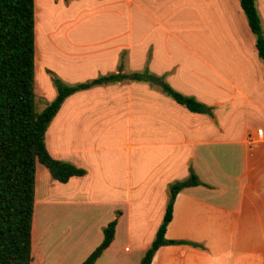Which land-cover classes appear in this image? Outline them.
Instances as JSON below:
<instances>
[{
	"label": "crops",
	"instance_id": "0c3cea01",
	"mask_svg": "<svg viewBox=\"0 0 264 264\" xmlns=\"http://www.w3.org/2000/svg\"><path fill=\"white\" fill-rule=\"evenodd\" d=\"M73 3L98 21L60 26L70 16L64 11L57 24L47 25L45 18L39 38L40 45L52 46L41 49L46 63L68 51L64 67L56 69L65 82L148 68L211 107L213 116L193 113L158 87L131 80L67 98L46 145L53 158L87 174L62 183L58 198L63 206H87L96 214L91 221L44 223L41 243L62 253L43 252L41 264L56 256L57 264H82L116 218L114 241L95 264H140L162 224L170 186L191 171L202 185L177 194L166 238L204 248L162 246L151 264H264V61L240 0ZM257 7L264 27V0ZM125 33L129 60L123 71ZM55 97L53 91L50 100ZM121 203L128 208L120 210ZM69 242L73 261L60 248ZM33 263L39 264L36 258Z\"/></svg>",
	"mask_w": 264,
	"mask_h": 264
},
{
	"label": "trees",
	"instance_id": "16d2710c",
	"mask_svg": "<svg viewBox=\"0 0 264 264\" xmlns=\"http://www.w3.org/2000/svg\"><path fill=\"white\" fill-rule=\"evenodd\" d=\"M249 27L256 36V47L264 61V27L257 0H240ZM35 0H0V264H31L35 214L36 166L44 165L53 179L68 183L87 171L69 162L55 159L46 145V133L63 103L73 94L125 80L146 82L161 89L178 104L193 113L213 116V109L196 98L171 87L162 76L146 68L131 73L100 75L86 82L69 84L48 69L56 97L45 109L35 110L36 32ZM202 185L191 171L190 177L169 188V202L156 237L140 264H151L157 250L166 245L203 246L190 241L166 238L173 219L177 194L185 188ZM117 218L104 227L102 243L82 264H95L115 238ZM35 232V230H34ZM35 240V239H34Z\"/></svg>",
	"mask_w": 264,
	"mask_h": 264
},
{
	"label": "rangeland",
	"instance_id": "374dc122",
	"mask_svg": "<svg viewBox=\"0 0 264 264\" xmlns=\"http://www.w3.org/2000/svg\"><path fill=\"white\" fill-rule=\"evenodd\" d=\"M77 0H50V6L48 7L47 0H36L35 6V22H36V84H35V110L37 113L42 112L47 104L51 101L50 97L53 94V91L56 93V90L52 84L50 76L47 74V70L50 69L58 74V67H64L65 61L69 58L68 51L57 52L58 55L52 57V60L47 63L44 61V57L40 55L41 49L43 51H48L52 47L51 45H40V35L42 34L43 27L45 26L44 22L45 18H47V25L49 24H57V16L62 12H67L68 21L61 22L60 26L63 25H83L81 24L83 21H95L94 15L86 16L82 14L81 11L85 10V7L80 9L79 5H75ZM51 18V19H50ZM123 18H126L123 15ZM50 20V21H49ZM98 21V20H97ZM93 24V22H91ZM43 24V25H42ZM85 24V23H84ZM190 21H186V26L191 28ZM189 28L186 31V35L191 34V29ZM126 36V33L121 35L120 42V64L123 67V71H125L128 67L129 60V51L125 48L126 44H123V38ZM73 45H71L70 50L71 54L76 53L77 51L73 50ZM43 55V53H41ZM74 57H82L74 56ZM53 67V68H51ZM62 77L60 74H58ZM37 174H36V192H35V214H34V239L36 243L35 248V257L37 262L41 264L43 252L46 256L48 254L54 255L55 253H62L61 251H57V249H53L52 246L47 242L46 244L41 243L43 236H47L44 232V223L47 221H91V216L96 214V211L87 206H79V205H61V201L58 198V194H61L63 190V184L53 179L49 170L42 165L40 162H37L36 166ZM45 195V196H44ZM128 206L124 204H120V210H126ZM117 214H119L117 212ZM42 237V238H41ZM41 239V240H40ZM71 243H68V248L60 247L68 253L65 255L67 261H73L75 259V254L70 249ZM33 252V250H32ZM64 253V252H63ZM58 256L55 259L49 260L45 259V264H57ZM31 264H34L33 262ZM36 264V263H35Z\"/></svg>",
	"mask_w": 264,
	"mask_h": 264
},
{
	"label": "water",
	"instance_id": "95a60500",
	"mask_svg": "<svg viewBox=\"0 0 264 264\" xmlns=\"http://www.w3.org/2000/svg\"><path fill=\"white\" fill-rule=\"evenodd\" d=\"M122 69L120 68V71H121Z\"/></svg>",
	"mask_w": 264,
	"mask_h": 264
},
{
	"label": "built area",
	"instance_id": "2783aa9c",
	"mask_svg": "<svg viewBox=\"0 0 264 264\" xmlns=\"http://www.w3.org/2000/svg\"><path fill=\"white\" fill-rule=\"evenodd\" d=\"M261 133V132H260Z\"/></svg>",
	"mask_w": 264,
	"mask_h": 264
}]
</instances>
